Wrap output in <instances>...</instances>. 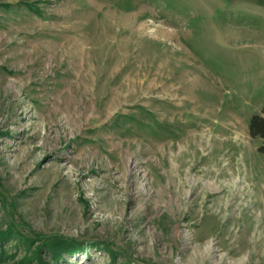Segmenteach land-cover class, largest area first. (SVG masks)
Returning a JSON list of instances; mask_svg holds the SVG:
<instances>
[{
    "label": "rangeland",
    "instance_id": "rangeland-1",
    "mask_svg": "<svg viewBox=\"0 0 264 264\" xmlns=\"http://www.w3.org/2000/svg\"><path fill=\"white\" fill-rule=\"evenodd\" d=\"M255 114L264 0H0V264H264Z\"/></svg>",
    "mask_w": 264,
    "mask_h": 264
},
{
    "label": "trees",
    "instance_id": "trees-1",
    "mask_svg": "<svg viewBox=\"0 0 264 264\" xmlns=\"http://www.w3.org/2000/svg\"><path fill=\"white\" fill-rule=\"evenodd\" d=\"M249 133L254 139H264L263 116L255 114L250 118ZM258 150L264 155V144ZM13 228L10 227L9 230L0 233V262L4 261L7 257H12L7 255L8 250L5 249V245L11 240L14 233H16ZM26 241L31 245V240L27 239ZM39 241V247L35 248V250L27 249L24 254L25 258L19 264H32L34 261L37 264H68L66 261L70 256L85 249V246L79 240L66 236L55 235L45 237ZM45 254L48 259L45 258Z\"/></svg>",
    "mask_w": 264,
    "mask_h": 264
}]
</instances>
